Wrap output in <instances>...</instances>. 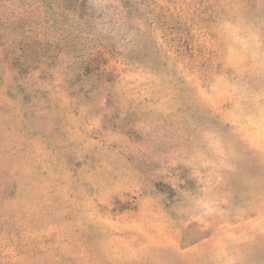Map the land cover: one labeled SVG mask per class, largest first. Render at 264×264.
<instances>
[{
  "label": "rangeland",
  "instance_id": "374dc122",
  "mask_svg": "<svg viewBox=\"0 0 264 264\" xmlns=\"http://www.w3.org/2000/svg\"><path fill=\"white\" fill-rule=\"evenodd\" d=\"M0 264H264V0H0Z\"/></svg>",
  "mask_w": 264,
  "mask_h": 264
}]
</instances>
